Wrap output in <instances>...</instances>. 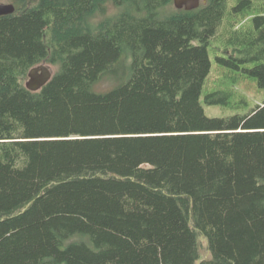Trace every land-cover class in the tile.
Listing matches in <instances>:
<instances>
[{
    "label": "trees",
    "instance_id": "1",
    "mask_svg": "<svg viewBox=\"0 0 264 264\" xmlns=\"http://www.w3.org/2000/svg\"><path fill=\"white\" fill-rule=\"evenodd\" d=\"M15 3L0 17V264H264V101L229 118L200 104L213 38L218 63L264 87V0ZM42 64L51 79L27 90Z\"/></svg>",
    "mask_w": 264,
    "mask_h": 264
},
{
    "label": "rangeland",
    "instance_id": "2",
    "mask_svg": "<svg viewBox=\"0 0 264 264\" xmlns=\"http://www.w3.org/2000/svg\"><path fill=\"white\" fill-rule=\"evenodd\" d=\"M229 3L233 5L234 0H229ZM7 4L14 6L16 3L15 0H0V5ZM115 13H117V9L112 4H108L107 14ZM224 48L225 43L216 38H213L208 46L211 68L200 96V104L208 118L245 116L264 101V87L258 86L256 79L249 77L240 70L231 69L217 62V57L225 56ZM44 66H47L52 74L56 70L54 66L48 64H44ZM112 85L113 82L103 79L97 84L95 90L97 92L106 91ZM212 93H217L213 97L216 102L206 103V96ZM199 246L202 258H207L208 253L204 239H199Z\"/></svg>",
    "mask_w": 264,
    "mask_h": 264
},
{
    "label": "water",
    "instance_id": "3",
    "mask_svg": "<svg viewBox=\"0 0 264 264\" xmlns=\"http://www.w3.org/2000/svg\"><path fill=\"white\" fill-rule=\"evenodd\" d=\"M200 3H205V0H173L175 9H185L187 11L196 9ZM15 8L12 4L0 5V17L13 14ZM52 77V73L44 64L33 67L28 72V80L25 83V88L35 92L43 87Z\"/></svg>",
    "mask_w": 264,
    "mask_h": 264
}]
</instances>
